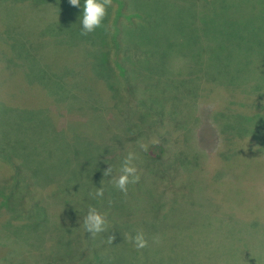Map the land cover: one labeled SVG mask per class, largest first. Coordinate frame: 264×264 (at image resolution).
<instances>
[{"label":"rangeland","instance_id":"374dc122","mask_svg":"<svg viewBox=\"0 0 264 264\" xmlns=\"http://www.w3.org/2000/svg\"><path fill=\"white\" fill-rule=\"evenodd\" d=\"M123 1L81 35L84 0H0V142L27 163L0 152V264H264V21L240 16L248 0ZM91 55L111 57L115 96ZM128 152L125 194L112 177ZM89 207L106 232L84 230Z\"/></svg>","mask_w":264,"mask_h":264},{"label":"trees","instance_id":"16d2710c","mask_svg":"<svg viewBox=\"0 0 264 264\" xmlns=\"http://www.w3.org/2000/svg\"><path fill=\"white\" fill-rule=\"evenodd\" d=\"M117 3H118L117 4V6H118L117 9H119V7L120 8H124L126 6V3L123 0H119V2H117ZM246 4H248L247 5L248 9L246 11H244L243 13H240L241 17L247 19V21H264V0H248V1H246ZM119 11H120V13L129 14L126 9H119ZM136 12L137 13L135 15H137L139 17V19H141V20L149 21V20H153L154 19V21H162L160 18H158L156 16V10H154L153 8L143 7V6L142 7H136ZM225 15L226 14H223L219 18H221L222 20H226V19H224ZM245 19L243 21H245ZM232 22L233 21H230V23H229L231 27H232ZM19 23H20V21H17V22H14L13 24H19ZM151 26H154V24H152ZM98 32H100V31H98ZM93 39H94L92 41L93 43H99L100 40H103V39L98 40L95 36H94ZM112 42L114 44V47H117V49H119L118 46H120L119 44H121V42H119L117 40L112 41ZM129 44H130V40L128 41L127 45H129ZM147 44H149V42H147ZM127 45H126V48H127ZM154 46L156 47V45H154ZM60 47H62V46H60ZM60 47H58V50L60 49ZM62 48H64V47H62ZM52 50H55V48H49L48 50H44L42 52L44 54V57L49 58V54H47L49 52H47V51H52ZM71 50H72V48H71ZM107 51H108V46L106 48H104L103 52H101V53L105 54ZM51 54H53V53L51 52ZM117 57L118 56H115L113 60H115L116 62H119V61L123 62V58L122 57H121L122 60L120 59V57H118V58ZM129 57L130 56H126V59L127 58L129 59ZM87 58L89 59V61L91 60L90 61V67L93 70V74L95 76L94 79H97L96 83H98V80L102 81V89L100 87L99 88L101 90H104V88H108V89H106V90H108V91H106V93L109 94V95L111 93V94H113L115 96L122 89V86L120 88V83L117 81V79H113L114 78L113 74L112 75L110 74V72H111V70L113 68L112 66H109L111 57H109L107 55V56H105V59H104V56L96 57L95 55H91L90 57H87ZM131 60H129V62H131ZM133 62H134V60H133ZM118 65H120L119 68L121 69V72H122L123 69H124L123 65L122 64H118ZM124 76L126 77V75H124ZM96 83L94 82V84H96ZM88 94H89L90 98L95 102V96H97L98 93H96V92L92 93V91L90 90L88 92ZM82 95L84 96L85 94H82ZM0 105H1L0 109L2 110V112L3 111H7V106H5L4 103L0 104ZM26 112L31 114V115L35 114L32 110H30V111L26 110ZM25 118L28 119V120L34 121V120H32L31 116H26ZM34 125L36 126V127L33 126L35 128V130L37 128L41 129V126H39V124L35 123ZM44 127L48 131L52 129L48 125V122L47 123L45 122ZM54 127H56V126H54ZM8 147L11 148V150ZM163 149H164V147L161 144H159V145H154V146H151L150 148H147L146 152L148 154H150L151 157H155V156H159L158 154H161ZM0 152H1V154H4L5 156L6 155L8 156V154H11L12 155L11 161L16 163V160H17V162L19 164L18 168L26 167L27 163H25L24 156L21 155V153H22L21 147H19L18 145L4 146L0 142ZM20 157L23 158V162L18 160ZM36 171H32L31 175L34 176V177L36 175H38V173ZM34 172H36V173H34ZM17 176H18V173H17V171H15V173L12 175V178L16 179ZM34 226H37V224L34 223Z\"/></svg>","mask_w":264,"mask_h":264},{"label":"clouds","instance_id":"9594fccd","mask_svg":"<svg viewBox=\"0 0 264 264\" xmlns=\"http://www.w3.org/2000/svg\"><path fill=\"white\" fill-rule=\"evenodd\" d=\"M69 2L72 6L79 7L80 5V0H69ZM111 5L112 0H84L81 35H87L100 27L107 15V8ZM139 147L142 151H146L148 145L140 143ZM137 159L138 155L135 152H128L119 168V175L112 177L115 187L125 194L127 193V186L130 183H137L139 181L138 168L135 163ZM112 172L113 168L110 166L104 171L103 175L112 176ZM103 194V187H99L94 193V198H102ZM83 227L84 230L91 233V235L103 233L107 231V219L105 215L99 212L95 207H89L87 214L83 218ZM113 239L114 237L109 235L107 237L108 243H112ZM128 240L137 249H143L148 246V241L145 239L142 230L137 231L134 236L129 234ZM154 242H158V240Z\"/></svg>","mask_w":264,"mask_h":264}]
</instances>
